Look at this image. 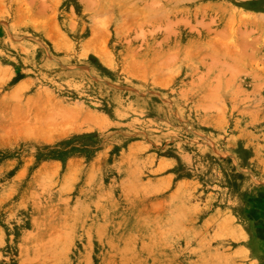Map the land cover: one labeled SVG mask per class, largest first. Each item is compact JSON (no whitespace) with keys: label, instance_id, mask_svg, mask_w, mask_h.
<instances>
[{"label":"rangeland","instance_id":"374dc122","mask_svg":"<svg viewBox=\"0 0 264 264\" xmlns=\"http://www.w3.org/2000/svg\"><path fill=\"white\" fill-rule=\"evenodd\" d=\"M151 1L0 0V242L264 264V0Z\"/></svg>","mask_w":264,"mask_h":264},{"label":"crops","instance_id":"0c3cea01","mask_svg":"<svg viewBox=\"0 0 264 264\" xmlns=\"http://www.w3.org/2000/svg\"><path fill=\"white\" fill-rule=\"evenodd\" d=\"M62 159L64 158H61V156L46 155L38 162L39 164L29 169L28 180L33 179L34 181L39 176L45 178L50 174L48 163L50 161L62 163ZM62 165L64 169L65 166L64 164ZM24 172L23 167H17L13 170L11 179L22 176ZM27 226L30 227V224ZM27 226L26 229L28 231L29 228ZM23 234L18 230L17 233L5 235L6 242H0V264H83L84 261H87L84 256L88 257L94 251L96 252L97 249H95L96 245H92L93 248L87 247L85 250L79 248L78 245L68 249L67 247L46 243L43 235L35 237ZM23 238L24 240L22 241ZM67 251L73 252L69 261L65 259Z\"/></svg>","mask_w":264,"mask_h":264},{"label":"bare ground","instance_id":"6f19581e","mask_svg":"<svg viewBox=\"0 0 264 264\" xmlns=\"http://www.w3.org/2000/svg\"><path fill=\"white\" fill-rule=\"evenodd\" d=\"M153 1H154V2H152V1H151V2L154 3V4H156V3H155V0H153ZM145 5H146V4H145ZM146 6H147V5H146ZM156 7H157V6H156ZM145 9H146V7H145ZM149 9H151V8H149ZM150 11H151V10H150ZM165 12H166V11H165ZM160 14H163V13H160ZM243 18H245V17L243 16ZM239 19H241V18H239ZM253 21H254V20H253ZM249 23H250V21H249ZM167 24H168V21H167ZM171 24H172V23H170V25H171ZM172 25H173V24H172ZM172 25H171V26H172ZM243 26H244V24H243ZM168 27H169V25H168ZM245 30H246V29H245ZM231 31H232V30H231ZM243 31H244V29H243ZM168 32H169V31H168ZM233 32H234V31H233ZM246 32H247V31H246ZM250 32H252V30H251ZM250 32H249V33H250ZM226 33H227V32H226ZM226 33H225V34H226ZM229 33H230V32H229ZM252 33H253V32H252ZM252 33H251V34H252ZM213 34H214V33H213ZM230 34H231V33H230ZM143 35H144V34H143ZM218 36H220V35H218ZM225 36H227V35H225ZM242 36H243V35H241V37H242ZM259 36H260V35H259ZM226 38H227V37H226ZM244 38H245V39H244ZM258 38H259V37H258ZM241 39H242V41H243V39H244V42L247 41V40H246V37H242V38H240V40H241ZM245 40H246V41H245ZM236 42H237V41H236ZM234 43H235V42H234ZM227 45H228V44H227ZM219 47H220V46H219ZM225 47H226V46H225ZM255 48H256V47H255ZM255 48H254V49H255ZM224 49H225V48H224ZM254 49H252V50H254ZM241 51H242V50H241ZM241 51H240V52H241ZM244 51H246V50L243 49V52H244ZM243 52H241L239 55H241ZM250 52H251V51H250ZM236 53H237V50H236ZM233 54L235 55V53H233ZM246 55H247V54H246ZM237 56H238V54H237ZM241 56H242V55H241ZM244 56H245V55L242 56L243 59H244ZM246 58H247V57H246ZM232 61H233V60H232ZM248 61H249V60H248ZM235 63H236V62H235ZM225 64H226V63H225ZM241 64H242V63H241ZM246 66H247V65H246ZM228 69H230V68H228ZM238 70H239V69H238ZM240 70H241V69H240ZM263 70H264V69H263ZM48 129H49V128H48ZM3 135H4V134H2V136H3Z\"/></svg>","mask_w":264,"mask_h":264}]
</instances>
